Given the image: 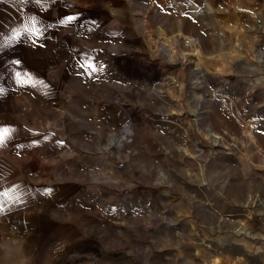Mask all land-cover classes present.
I'll list each match as a JSON object with an SVG mask.
<instances>
[{
	"label": "rangeland",
	"instance_id": "obj_1",
	"mask_svg": "<svg viewBox=\"0 0 264 264\" xmlns=\"http://www.w3.org/2000/svg\"><path fill=\"white\" fill-rule=\"evenodd\" d=\"M65 2L42 10L62 41L46 50L47 83L21 102L1 88L0 208L23 202L24 175L80 164L108 181L68 184L78 193L39 219L64 225L53 247L68 264L197 262L203 223L210 237L264 243V0H231L233 23L209 5L202 21L164 23L172 10L151 0H125L122 19L103 0ZM230 244L204 246L240 251Z\"/></svg>",
	"mask_w": 264,
	"mask_h": 264
},
{
	"label": "crops",
	"instance_id": "obj_2",
	"mask_svg": "<svg viewBox=\"0 0 264 264\" xmlns=\"http://www.w3.org/2000/svg\"><path fill=\"white\" fill-rule=\"evenodd\" d=\"M56 1H62L63 5L66 4L65 0H0V99L6 95V91L1 88L18 87L21 98L12 101L21 102L26 92L31 95L30 90L33 87L47 83L44 71L49 51L46 50L54 49L58 52L57 48L62 44V41L60 42L57 35L56 19H49L46 14H42V10L44 12L45 8L51 6L48 4ZM103 1L110 16L114 12L118 14L114 15L115 18L122 19L121 17L124 16L122 7H124L125 0ZM92 3L96 4V0H91L90 6ZM151 4L162 9L172 10L174 20H171V14L168 16L169 18L163 14L160 16V21L164 23L173 21L180 23L189 19L197 22L202 21V13L205 11V6L208 5L211 8L209 13L215 16L214 22L227 23L231 21L233 23L243 19L241 15L234 11L231 12L228 8L229 4H233L231 0H151L147 6H151ZM184 7L190 9L194 7V13L192 15L183 13ZM106 13L105 11V14L102 15L105 16ZM217 13L219 15L222 13V17L218 20ZM90 15H92L91 19L95 20L96 13L93 12ZM166 27L168 32H172L173 28L176 31L178 28V26L169 28L167 25ZM32 60L35 63H40V67L32 66ZM86 99L88 102L92 100L90 97ZM62 115L64 119L68 115L65 109L62 111ZM56 143L65 147L63 142ZM23 163L29 169L34 164L37 166L38 161L28 162L25 160ZM79 165L77 164V166ZM77 166L76 170L67 168L63 171V165H61L60 170L54 173H52V166H48L46 170L51 173L48 174L47 179L38 176L34 179L30 173L29 176L27 175V179L26 175L23 176L25 185L23 183L22 189L26 186V191L22 194L23 202H19L13 207L0 208V264H68L65 256H62V247L58 249L53 247L54 242L56 244L63 238L64 232L61 230H64V225L55 223L51 228L46 229L42 228L39 219L44 217V220L47 221L51 209L56 208L54 201L56 202L59 196L60 200L70 199L72 189H76L75 191L78 193L79 186L72 188L68 184L108 181L97 178L94 173L93 175L89 174V170L81 175ZM37 169L39 170V166ZM93 171L95 172V170ZM61 192L64 194H58ZM217 231H208L207 226L203 223V229L199 234V245H196L199 247L196 259L198 261H191L190 264H264L263 242L236 240L231 233L226 237L220 234L210 237L208 234ZM230 243L236 245L238 249L241 247L240 251L209 256L204 246V244L206 246L210 244L218 248ZM124 264H127V260Z\"/></svg>",
	"mask_w": 264,
	"mask_h": 264
},
{
	"label": "bare ground",
	"instance_id": "obj_3",
	"mask_svg": "<svg viewBox=\"0 0 264 264\" xmlns=\"http://www.w3.org/2000/svg\"><path fill=\"white\" fill-rule=\"evenodd\" d=\"M184 44L186 46H194L195 45V44H193L192 38H185Z\"/></svg>",
	"mask_w": 264,
	"mask_h": 264
},
{
	"label": "built area",
	"instance_id": "obj_4",
	"mask_svg": "<svg viewBox=\"0 0 264 264\" xmlns=\"http://www.w3.org/2000/svg\"><path fill=\"white\" fill-rule=\"evenodd\" d=\"M193 44L197 42L196 38H192Z\"/></svg>",
	"mask_w": 264,
	"mask_h": 264
},
{
	"label": "snow or ice",
	"instance_id": "obj_5",
	"mask_svg": "<svg viewBox=\"0 0 264 264\" xmlns=\"http://www.w3.org/2000/svg\"><path fill=\"white\" fill-rule=\"evenodd\" d=\"M2 139H3V138H2V137H0V143H2Z\"/></svg>",
	"mask_w": 264,
	"mask_h": 264
}]
</instances>
